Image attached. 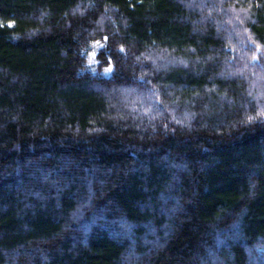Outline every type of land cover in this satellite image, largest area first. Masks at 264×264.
Segmentation results:
<instances>
[{"label":"trees","instance_id":"1","mask_svg":"<svg viewBox=\"0 0 264 264\" xmlns=\"http://www.w3.org/2000/svg\"><path fill=\"white\" fill-rule=\"evenodd\" d=\"M0 264H264V0H0Z\"/></svg>","mask_w":264,"mask_h":264},{"label":"rangeland","instance_id":"2","mask_svg":"<svg viewBox=\"0 0 264 264\" xmlns=\"http://www.w3.org/2000/svg\"><path fill=\"white\" fill-rule=\"evenodd\" d=\"M92 64H93V70H97L96 64L93 61H92ZM100 72L107 75L110 73V69L109 68L102 69Z\"/></svg>","mask_w":264,"mask_h":264}]
</instances>
